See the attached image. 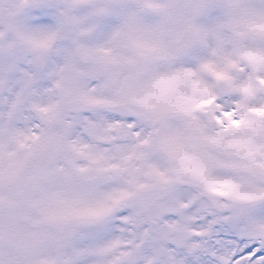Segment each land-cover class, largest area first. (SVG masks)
Segmentation results:
<instances>
[{"label":"rangeland","instance_id":"374dc122","mask_svg":"<svg viewBox=\"0 0 264 264\" xmlns=\"http://www.w3.org/2000/svg\"><path fill=\"white\" fill-rule=\"evenodd\" d=\"M42 2L73 5L68 13L72 22L58 15L62 21L56 20L50 29L56 51L50 57L32 50L9 24L7 12L18 0H0V49L9 46L6 50L16 55L6 58L0 52V73L13 60H34L37 73L36 78L28 76L0 119V264H120L129 255L121 249L131 242L97 238L99 222L92 209L102 203L112 206L105 219L129 209L126 223L156 225L165 215L199 202L202 212L217 214L214 222H231L240 235L264 238V118L249 111L264 106V86L259 83L264 65L249 63L242 55L250 49L264 51V39L239 24L245 0H103L126 9L92 21L93 9L84 12L83 7L100 0ZM148 3L163 9L159 12L165 11L168 18L148 24L158 14L143 7ZM124 10L136 14L145 40L156 49L157 63H174L191 73L178 83L175 98L160 114L151 107L149 78L132 70L131 54L127 58L119 52L120 45L128 46L116 30ZM87 16L90 22L83 24ZM187 23L195 26V40L184 55L173 59L165 43ZM81 48L93 51V65L81 62ZM124 61L130 62V69L115 85L107 69ZM233 67L240 69L236 79L230 77ZM45 73L46 97L31 104L44 126V138L32 139L38 126H17V113L32 100L42 83L38 77ZM220 80L230 86L227 96L238 100V126L208 127L209 121L215 123L211 113L223 111L214 105L220 99ZM193 81L202 88L193 89ZM3 83L0 80V86ZM248 88L252 91L246 95L243 90ZM116 111L144 120L151 126L148 136L139 142L129 139L124 125L104 115ZM84 112L90 115L81 120ZM77 124L81 132L74 134ZM163 129L174 148L160 146L157 138ZM56 139L64 140L65 150L33 204L26 207L14 191L16 176L33 152ZM189 192L194 195L184 203ZM203 218L188 217L185 222ZM175 227L168 225L164 234Z\"/></svg>","mask_w":264,"mask_h":264},{"label":"snow or ice","instance_id":"6c2138e0","mask_svg":"<svg viewBox=\"0 0 264 264\" xmlns=\"http://www.w3.org/2000/svg\"><path fill=\"white\" fill-rule=\"evenodd\" d=\"M80 2L83 0H75V3ZM72 6L44 3L42 0H31V2L18 0L17 5L7 12L6 18L32 50L38 54L46 53L55 40V35L50 29L55 24L57 15H67ZM91 7L92 16L97 20L116 12L118 8L126 9V6L105 3L103 0ZM143 7L163 11L152 3ZM239 24L247 32L264 39V0H245ZM116 30L127 41L131 52L132 70L149 78L148 95L152 98L151 107L155 114H160L175 98L178 83L191 73L182 70V66L174 63L167 67L157 63V57L154 55L156 49L145 40L144 28L136 20L134 12L124 10L122 22L116 25ZM242 55L249 63L264 65V51L250 49ZM34 63V60L28 63L13 60L10 66L0 73V80L4 81L3 86H0V119L10 110L20 86L25 83L28 76L37 77ZM38 79L42 83L34 90L32 100L17 113L16 123L21 127L38 126L33 128L31 138L42 140L44 126L32 110L31 104L46 97L47 74H41ZM259 83L264 86V78ZM90 86L95 87V82H91ZM192 87L200 90L202 85L199 81H193ZM243 91L247 95L252 90L248 88ZM237 103L238 100L234 96L226 95L216 99L214 105H220L223 111L211 113L215 118L213 127L227 128L229 123L238 126L240 120L235 115ZM249 111L264 118V106L250 108ZM89 115L84 112L80 119L83 120ZM104 115L108 121L124 125L129 139L135 138L133 142H139L149 134L151 126L136 115L124 114L121 111L108 112ZM226 116H230L231 121L227 120ZM81 128L82 125L77 124L74 134L80 133ZM157 139L162 148L172 149L175 146L167 129H163ZM192 195L194 193H187L183 202L187 203ZM111 209L110 203L94 206L92 210L96 215L93 219L99 222L98 239L108 240L109 237L114 239L118 237L131 242L121 249L129 255L127 259L121 260L120 264H264V238L240 235L239 230L231 222H214L217 220V214L202 212L199 202L192 203L180 212L165 215L156 225L126 223V218L131 216L129 209L117 211L111 219H105ZM201 215L204 217L202 220L197 219L194 223L185 222L188 217ZM168 225L176 227L166 236L164 233Z\"/></svg>","mask_w":264,"mask_h":264},{"label":"water","instance_id":"95a60500","mask_svg":"<svg viewBox=\"0 0 264 264\" xmlns=\"http://www.w3.org/2000/svg\"><path fill=\"white\" fill-rule=\"evenodd\" d=\"M52 153L37 159L24 172L20 181L17 183L18 193L25 201L29 200L36 186L43 180L44 168L51 160Z\"/></svg>","mask_w":264,"mask_h":264},{"label":"bare ground","instance_id":"6f19581e","mask_svg":"<svg viewBox=\"0 0 264 264\" xmlns=\"http://www.w3.org/2000/svg\"><path fill=\"white\" fill-rule=\"evenodd\" d=\"M93 5V2H88V3H86V5L83 7V11L84 12H88L92 7ZM86 14H88V13H86ZM159 19H165V16H163V15H161V14H154L148 21H147V23H158L159 22ZM90 22V16H87V17H85L84 18V20H83V24H87V23H89ZM53 27V26H52ZM52 29V28H51ZM9 46H3V48L2 49H0V52H2L4 55H8L9 54V56L10 57H12L13 56V53H12V50L11 49H8V50H6L7 48H8Z\"/></svg>","mask_w":264,"mask_h":264}]
</instances>
